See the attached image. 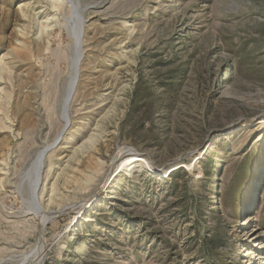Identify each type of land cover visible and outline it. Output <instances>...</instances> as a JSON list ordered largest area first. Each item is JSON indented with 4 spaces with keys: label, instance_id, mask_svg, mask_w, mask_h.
<instances>
[{
    "label": "rangeland",
    "instance_id": "rangeland-1",
    "mask_svg": "<svg viewBox=\"0 0 264 264\" xmlns=\"http://www.w3.org/2000/svg\"><path fill=\"white\" fill-rule=\"evenodd\" d=\"M73 1L0 0V264H264V0Z\"/></svg>",
    "mask_w": 264,
    "mask_h": 264
},
{
    "label": "bare ground",
    "instance_id": "bare-ground-1",
    "mask_svg": "<svg viewBox=\"0 0 264 264\" xmlns=\"http://www.w3.org/2000/svg\"><path fill=\"white\" fill-rule=\"evenodd\" d=\"M50 1V5H51V7H53V9H55L56 11H59L58 9H62L63 7V5L64 4H66L68 1L70 2V0H68L66 3H65V0H49ZM73 1V0H72ZM74 2V1H73ZM70 3H72V2H70ZM69 4V3H68ZM75 4V3H74ZM67 5V4H66ZM73 5V4H72ZM77 6H78V4H76ZM77 6H75V8L74 7H72V9L74 8V10L75 9H78V7ZM77 7V8H76ZM78 11H79V9H78ZM76 16H77V14H76ZM36 18V17H35ZM48 18H50V17H48ZM72 19V18H71ZM76 19V18H75ZM42 21V20H41ZM47 21V20H46ZM68 22V21H67ZM71 23H72V20L70 21ZM85 20L81 17V15H79V17L75 20V22H73L72 24V28H71V32H72V37H73V39H74V49H75V54H74V52H73V54H74V57H73V61H72V69H71V71L72 72H70V73H72V76H71V78L69 79V82L67 83L68 84V87H67V95H66V97L64 98V104H63V108H62V117L61 118H63V123H64V126H63V128L65 127V125H66V123H67V115H66V112L68 111H66V109H67V107H66V104H67V100H68V96H69V92L71 91V88H73L74 87V82H75V80H76V71H77V69H78V66H79V61H80V56H81V52H83L82 50H80V48H82L81 47V43H82V35H83V33L85 32L83 29H84V24H85ZM41 23H43V25H44V22H41ZM69 23V22H68ZM47 24V23H46ZM70 24V23H69ZM66 25H68V24H66ZM71 25V24H70ZM40 26V25H39ZM48 25H45L44 26V28L45 27H47ZM68 27V26H67ZM71 27V26H70ZM41 28V27H40ZM68 29H69V27H68ZM73 49V50H74ZM56 142V141H55ZM50 146H48V148H49ZM53 147V146H52ZM43 149V150H42ZM41 149V151L39 152L38 151V154H36L37 156H35L36 158H35V160H34V162H32L33 164H31V168L28 170L29 171V173L28 172H25L26 174H22L21 176H25L26 177V175L27 174H29V178L31 177V182H29V191H30V203H29V205H31L32 206V209L31 210H33L34 212H35V214L36 215H39V214H44V211H42V206H41V204H40V198H39V191L41 192H43V190H44V183H45V180L47 179V177L49 176L48 174H50V171H51V168H50V166H52V164L49 166V168L45 171V177H43L42 176V166H43V162H44V150L46 149H44V148H42ZM50 152V151H49ZM48 152V153H49ZM48 156V155H47ZM46 156V157H47ZM136 161H138V162H141V159L140 158H138ZM25 177H23V179L22 178H20V181L22 182V180L23 181H26L24 178ZM44 178H45V180H44ZM27 179H28V177H27ZM28 180V181H29ZM43 180V181H42ZM27 182V181H26ZM42 182H43V184H42ZM24 182H22L20 185H22ZM43 186V187H42ZM41 194V193H40ZM42 196V195H41ZM40 196V197H41ZM48 217V216H47ZM44 218H45V216H44ZM47 219V218H46Z\"/></svg>",
    "mask_w": 264,
    "mask_h": 264
},
{
    "label": "water",
    "instance_id": "water-1",
    "mask_svg": "<svg viewBox=\"0 0 264 264\" xmlns=\"http://www.w3.org/2000/svg\"><path fill=\"white\" fill-rule=\"evenodd\" d=\"M72 94V92L70 93V95Z\"/></svg>",
    "mask_w": 264,
    "mask_h": 264
}]
</instances>
